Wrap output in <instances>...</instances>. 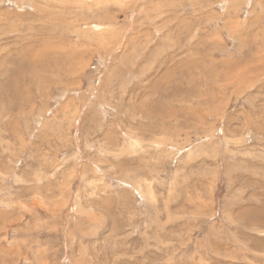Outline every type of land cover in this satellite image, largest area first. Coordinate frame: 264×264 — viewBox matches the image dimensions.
Wrapping results in <instances>:
<instances>
[{
    "label": "rangeland",
    "instance_id": "1",
    "mask_svg": "<svg viewBox=\"0 0 264 264\" xmlns=\"http://www.w3.org/2000/svg\"><path fill=\"white\" fill-rule=\"evenodd\" d=\"M0 264H264V0H0Z\"/></svg>",
    "mask_w": 264,
    "mask_h": 264
}]
</instances>
